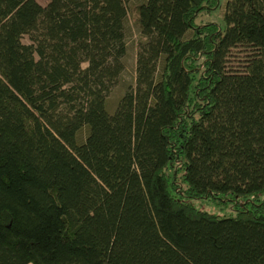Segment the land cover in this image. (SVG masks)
Returning <instances> with one entry per match:
<instances>
[{
	"label": "trees",
	"instance_id": "trees-1",
	"mask_svg": "<svg viewBox=\"0 0 264 264\" xmlns=\"http://www.w3.org/2000/svg\"><path fill=\"white\" fill-rule=\"evenodd\" d=\"M48 1L0 0V264H264V0Z\"/></svg>",
	"mask_w": 264,
	"mask_h": 264
},
{
	"label": "rangeland",
	"instance_id": "rangeland-1",
	"mask_svg": "<svg viewBox=\"0 0 264 264\" xmlns=\"http://www.w3.org/2000/svg\"><path fill=\"white\" fill-rule=\"evenodd\" d=\"M42 6H46L48 4V0H36ZM141 0H132L129 4V9L133 7V5L140 3ZM219 7L210 13H203L198 19L197 24H204L209 22H214L225 26L223 15L225 11V4L226 0H219ZM139 35L140 32L136 25L134 24V19L132 14H129L127 29H126V36H127V46L128 51L125 57V72L121 76L118 85L114 88L112 93L110 94L107 102L108 110L112 113L118 106L119 101L127 91L128 87L134 86L136 83V70H137V56L139 52L138 43H139ZM25 44H30L31 41L26 36L23 39ZM249 51V50H247ZM246 51V52H247ZM233 66H242L244 61H246L245 52L240 50H236L233 54L232 58ZM208 210H210L208 208Z\"/></svg>",
	"mask_w": 264,
	"mask_h": 264
}]
</instances>
